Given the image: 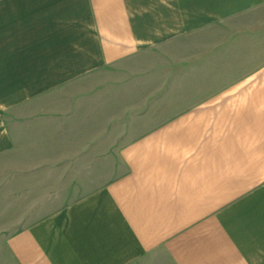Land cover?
<instances>
[{
    "label": "crops",
    "instance_id": "0c3cea01",
    "mask_svg": "<svg viewBox=\"0 0 264 264\" xmlns=\"http://www.w3.org/2000/svg\"><path fill=\"white\" fill-rule=\"evenodd\" d=\"M0 264H264V0H0Z\"/></svg>",
    "mask_w": 264,
    "mask_h": 264
},
{
    "label": "rangeland",
    "instance_id": "374dc122",
    "mask_svg": "<svg viewBox=\"0 0 264 264\" xmlns=\"http://www.w3.org/2000/svg\"><path fill=\"white\" fill-rule=\"evenodd\" d=\"M193 41V40H191ZM187 39H185V41L178 43V42H168L167 44L163 45L161 48L158 49H154L152 51H149L147 54L143 55V61L144 62H155V61H160V62H164L165 64V70L162 72V77H164V79H170L171 76V62H172V52L175 51V49L177 50L179 45H183V46H187ZM137 74V73H135ZM151 73L145 74V78L148 77V75H150ZM156 74V73H154ZM158 74H160V72H158ZM100 78H106L108 77V73L104 72L99 74ZM131 77H134V75L131 73ZM170 90V88H169Z\"/></svg>",
    "mask_w": 264,
    "mask_h": 264
}]
</instances>
